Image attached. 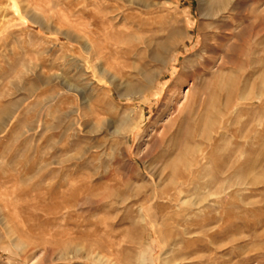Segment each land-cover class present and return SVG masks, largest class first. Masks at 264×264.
Masks as SVG:
<instances>
[{
  "label": "rangeland",
  "instance_id": "rangeland-1",
  "mask_svg": "<svg viewBox=\"0 0 264 264\" xmlns=\"http://www.w3.org/2000/svg\"><path fill=\"white\" fill-rule=\"evenodd\" d=\"M0 264H264V0H0Z\"/></svg>",
  "mask_w": 264,
  "mask_h": 264
},
{
  "label": "bare ground",
  "instance_id": "bare-ground-1",
  "mask_svg": "<svg viewBox=\"0 0 264 264\" xmlns=\"http://www.w3.org/2000/svg\"><path fill=\"white\" fill-rule=\"evenodd\" d=\"M210 2H211V1H210ZM146 4H147V3H146ZM137 193H138V192H137ZM142 196H143V195H142ZM79 202H80V201H79ZM190 219H191V218H190ZM214 220H215L214 217L208 219V221H212V222H214Z\"/></svg>",
  "mask_w": 264,
  "mask_h": 264
}]
</instances>
